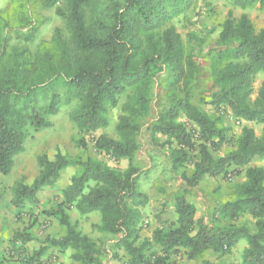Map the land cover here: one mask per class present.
Returning a JSON list of instances; mask_svg holds the SVG:
<instances>
[{"label":"trees","instance_id":"16d2710c","mask_svg":"<svg viewBox=\"0 0 264 264\" xmlns=\"http://www.w3.org/2000/svg\"><path fill=\"white\" fill-rule=\"evenodd\" d=\"M231 1L244 10L256 4L264 9V0ZM56 2L46 1L48 6ZM187 3L66 0V7L57 12L65 20L69 38L57 30L58 56L46 51L33 63L24 50L7 51L8 33L0 38V186L1 175L12 171L15 157L24 150L28 124L37 130L52 125L45 114L57 112L62 98L67 103L77 102L70 118L83 134L75 139L78 146L87 148L91 141L97 152L117 163L128 160V166L121 168L92 155L76 159L61 150L54 158L40 154L38 175L31 183L20 180L14 186L12 203L19 207L26 201L38 202L40 190L54 185L64 168L78 165V172L62 189V200L46 210L67 232L47 236L45 244L29 254L17 242L31 240L30 233L17 231L12 237L16 251L13 247L11 256L24 264H57L51 256L41 258L52 246L60 253L73 249L71 256L79 264H106L101 245L72 223L68 210L75 207L82 214L100 211L101 224L94 226L118 236L115 245L124 248L128 264H180L178 256L196 259L209 251L223 256L232 253L241 239L248 242L243 264H264V167L252 165L255 159L264 158V127L257 135L254 127L244 124L236 145L214 155L227 142L225 128L192 100L191 85L198 65L187 52L182 34L167 25ZM188 36L197 44L193 33ZM216 44L218 48L210 52L217 61L211 73L215 88L207 102L217 110L227 107L239 122L264 123V82L257 98L251 100L255 75L264 73V27L257 30L247 12L235 19L229 10ZM168 68L173 74L171 87L175 90L181 84L183 94L173 95L151 133L154 138H166L171 168L180 172L182 185L175 196L178 217L164 220L150 237L142 238V210L150 196L141 189L145 170L136 163L141 148L140 119L150 113L157 77ZM129 89L133 93L122 103L116 125L119 138L109 136L103 131L110 124L109 111L119 106ZM47 100V107H39ZM242 174L245 180L234 198L223 200L210 221L196 219V206L186 195L204 176L222 175L231 180ZM246 216L254 220L252 225L241 221ZM204 264L223 263L204 260Z\"/></svg>","mask_w":264,"mask_h":264},{"label":"rangeland","instance_id":"374dc122","mask_svg":"<svg viewBox=\"0 0 264 264\" xmlns=\"http://www.w3.org/2000/svg\"><path fill=\"white\" fill-rule=\"evenodd\" d=\"M46 1L0 0V38L4 37L6 33L9 34L7 49L9 53L24 50L32 63L46 51L58 56L57 30H60L61 35L66 39L70 36L64 18L57 12L58 8L64 9L66 7V0H57L56 4L52 6H48ZM229 10L233 11L235 19H238L243 12H247L257 30L264 27V9L259 4L244 10L236 6L231 0H188L185 9L172 16L167 22V25L174 26L182 34L187 52L192 53L198 65V74L191 85L192 100L216 118L221 127L225 128L227 142L224 143L220 152L214 151L215 156L226 153L236 145L241 136L243 125L247 123L239 122L227 107L217 110L214 105L207 102L211 99V92L215 88L211 80V73L217 65L216 59L210 52L214 53L218 48L216 42ZM189 33L195 35L197 44L190 41ZM172 79L173 74L169 68L159 74L152 93L151 111L140 119L142 124V130L139 134L141 148L137 153L136 163L145 170L140 177L141 189L150 196L149 203L143 210L140 223L142 236H148L154 227L163 223V215L169 212V199L180 192H178L180 186L176 191V180H181L180 172L171 168L169 160L171 147L164 144L166 139L164 136L154 138L151 133V127L159 114L169 105L171 100H174L173 95H176V92L180 95L183 94L179 88L181 84L176 85L175 88L178 87V89L173 90L170 84ZM263 82L264 73H257L253 84L254 91L251 95L252 101L257 98ZM131 93L133 91L129 89L121 96L119 106L110 109V124L105 128L109 136L119 138L116 125L122 114V103L127 100L128 94ZM48 103L47 100L38 105L39 107H47ZM76 104L77 102L67 103L62 98L58 103L57 112L45 114L52 125L37 130L33 125L28 124L24 150L15 157L12 171L7 175H1L0 264L17 261L16 256H11L13 247L16 251L12 237L17 231H37L42 234L52 226L50 222L52 219L45 216L47 215L46 210L56 206L61 197L57 191L64 187L67 177L74 172L76 174L79 170L78 165L64 168L61 172L63 179L56 182L57 184L51 185L53 187L57 185V187L46 194L45 204L40 201L36 203L26 201L21 206L16 207L12 203L14 186L20 180L31 183L38 175L40 168L37 158L40 154L47 153L51 158H54L58 150H61L76 159H84L87 155H93L100 156L110 162L106 155L102 154V156L95 151L93 142L88 141L87 148L76 144L75 139L83 137V134L70 118V113ZM184 118L181 114L180 119L184 120ZM252 127H254L257 135H261L264 123H253ZM86 139L89 140V136ZM116 166L126 168L124 164L122 165V161L118 162ZM188 168L192 169V166ZM244 180V174L231 180L222 178V183L207 189V193L221 200L234 198L239 185ZM90 214L101 220L100 211H94ZM244 220L251 225L254 222L250 216L241 219V221ZM98 240H100V245L104 250L103 257L107 264L111 263L115 255L118 259H122L118 249L112 245H105L100 238ZM17 245H21L20 240ZM55 251V249L52 250L54 253L51 254L53 260L57 255ZM65 262L67 264H79L71 255L67 256Z\"/></svg>","mask_w":264,"mask_h":264},{"label":"crops","instance_id":"0c3cea01","mask_svg":"<svg viewBox=\"0 0 264 264\" xmlns=\"http://www.w3.org/2000/svg\"><path fill=\"white\" fill-rule=\"evenodd\" d=\"M253 123H255V122H247L246 124L252 126ZM103 131H105V129ZM93 148L95 149L94 146H93ZM95 151H96V149H95ZM102 154L106 155L105 153H100V155H102ZM94 157L103 160L105 163H107L110 166H114V165L116 166L117 165V162L114 161L113 159H111L109 156H107V158L109 159L110 162H107L106 159H104L100 156H94ZM121 161H122V165L124 164L126 167L128 166V160L127 159H122ZM252 165H258V166L264 167V158L255 159L252 162ZM70 166H72V165H70ZM74 174H75V172L66 178V182H65L64 187H62L58 191L56 189V191L61 195L59 201L62 200V198H63L62 189L66 188L70 184L71 178ZM222 178H223L222 175H219L216 177L206 175L203 177L200 184L198 186H196L191 192H189L186 195L187 199L196 206V219L204 218L207 222L210 221V217L212 216L213 212L218 207V205L224 200V199L221 200L220 198H214L212 195L207 193V189L214 188L215 186H219L222 183V181H221ZM62 179H63V175L61 173L60 178L58 179L57 182H59ZM181 185H182L181 180L180 181L176 180V191L179 189V186L181 187ZM58 186H59V184H58ZM56 187H57V185L54 187L50 185V186H46L42 190H40L38 192V201H40L42 204H45L46 194L51 190H55L54 188H56ZM49 188H52V189H49ZM179 191L180 190H178V192ZM175 196H176V194H175ZM175 196H172V199L171 198L169 199V197H168V199H169L168 203L170 205V208H169V212L163 215V220H176L177 219L178 215L175 211ZM57 203H56V205H57ZM145 208H143V210ZM68 212L70 214L72 223H76L77 228L79 230H81L82 232L91 236L95 241H97V243L100 244V240H98L100 238L103 240L105 245H108V246L112 245L114 248L118 249L121 252L120 257L122 259H118V257L115 256V258L112 260L113 262L111 261L110 264H128L127 263L128 257L124 251V248H122V247L119 248L115 245V241L118 239V236L114 237L115 238L114 239L112 237L113 235H111L110 233L103 232L99 229L98 226H94V225L101 224V220H99L98 217H93V215H91L90 213L82 214L75 207L68 210ZM45 216L47 218L52 219V221H50L52 223V226H50L49 229L45 233H42V234H39L37 231H33V232L29 231L32 239L28 240L26 242L20 241V244H23L26 247V251L29 254H32L34 252V250L39 249L42 245H44L45 244L44 240L47 236L59 237L61 235L66 234V232H67V228L65 226L61 225L59 220L55 216H49V215H45ZM101 218H102V215H101ZM160 225H161V223H159L156 227H158ZM156 227H154V229ZM153 230L150 233H148V236L147 235H145V236L141 235L142 238L150 237L152 235ZM140 234H142V232H140ZM247 245H248L247 240L241 239L233 247L232 253L227 254V255L220 256L219 253H217V252L209 251V252L205 253L203 255V257H199L196 259H188L185 255L178 256V259L180 261V264H204V260H208L212 263L243 264V262H242L243 251ZM54 249L56 250L55 254H57L56 257H54L55 258L54 262L57 264H67L65 262V260L67 259V256L72 255L73 249H68L67 252L60 253L57 248L51 246V247L47 248V250L45 251L44 255L41 258L47 259L49 256H51L52 253H54V252H52V250H54ZM6 264H24V263L21 262L20 260H17L15 262H9V263L6 262Z\"/></svg>","mask_w":264,"mask_h":264}]
</instances>
